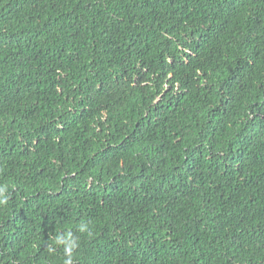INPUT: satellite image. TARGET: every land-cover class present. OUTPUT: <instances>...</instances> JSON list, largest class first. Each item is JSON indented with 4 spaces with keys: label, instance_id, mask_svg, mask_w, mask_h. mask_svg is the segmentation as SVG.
Here are the masks:
<instances>
[{
    "label": "trees",
    "instance_id": "1",
    "mask_svg": "<svg viewBox=\"0 0 264 264\" xmlns=\"http://www.w3.org/2000/svg\"><path fill=\"white\" fill-rule=\"evenodd\" d=\"M0 188V264H264V0H0Z\"/></svg>",
    "mask_w": 264,
    "mask_h": 264
},
{
    "label": "clouds",
    "instance_id": "2",
    "mask_svg": "<svg viewBox=\"0 0 264 264\" xmlns=\"http://www.w3.org/2000/svg\"><path fill=\"white\" fill-rule=\"evenodd\" d=\"M4 189L0 188V206H4L8 203V197L4 195ZM80 232L87 231V225H84L82 223L79 227ZM54 243L56 245H63L64 252L66 255V259L64 260V264H72V251L77 246L75 239L72 236V233L67 234H58L55 237ZM52 251H55V249H52Z\"/></svg>",
    "mask_w": 264,
    "mask_h": 264
},
{
    "label": "bare ground",
    "instance_id": "3",
    "mask_svg": "<svg viewBox=\"0 0 264 264\" xmlns=\"http://www.w3.org/2000/svg\"><path fill=\"white\" fill-rule=\"evenodd\" d=\"M164 89V88H163ZM164 98V97H163ZM169 100V99H168ZM165 101V100H164Z\"/></svg>",
    "mask_w": 264,
    "mask_h": 264
}]
</instances>
